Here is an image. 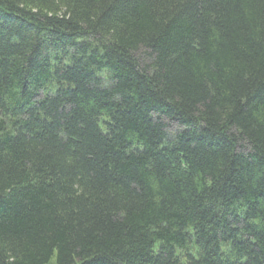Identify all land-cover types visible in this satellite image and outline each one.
I'll list each match as a JSON object with an SVG mask.
<instances>
[{
	"label": "trees",
	"instance_id": "1",
	"mask_svg": "<svg viewBox=\"0 0 264 264\" xmlns=\"http://www.w3.org/2000/svg\"><path fill=\"white\" fill-rule=\"evenodd\" d=\"M264 264V0H0V264Z\"/></svg>",
	"mask_w": 264,
	"mask_h": 264
}]
</instances>
